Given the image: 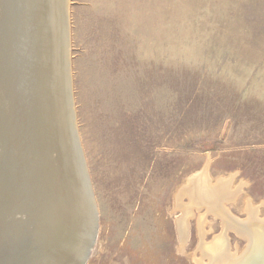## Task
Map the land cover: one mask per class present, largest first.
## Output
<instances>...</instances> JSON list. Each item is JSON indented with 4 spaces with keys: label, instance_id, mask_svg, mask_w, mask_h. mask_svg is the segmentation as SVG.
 Wrapping results in <instances>:
<instances>
[{
    "label": "rangeland",
    "instance_id": "1",
    "mask_svg": "<svg viewBox=\"0 0 264 264\" xmlns=\"http://www.w3.org/2000/svg\"><path fill=\"white\" fill-rule=\"evenodd\" d=\"M70 1L74 111L99 209L88 264H209L202 216L205 243L224 232L243 253L247 238L188 195L182 236L177 193L206 169L210 184L243 188L231 215L249 219V198L264 218V0Z\"/></svg>",
    "mask_w": 264,
    "mask_h": 264
},
{
    "label": "bare ground",
    "instance_id": "2",
    "mask_svg": "<svg viewBox=\"0 0 264 264\" xmlns=\"http://www.w3.org/2000/svg\"><path fill=\"white\" fill-rule=\"evenodd\" d=\"M3 3L5 4V14L3 12ZM70 4V0H0V14L2 15L3 13L5 16L3 38L0 36L1 53L3 55L6 54L5 40L7 31L5 29L8 28L9 33V26L12 27V30L15 28V31L19 30L23 33L24 40L18 41L16 39L13 42L14 59L12 62H15L12 64L9 61L10 64L8 63L9 65L6 68L0 65V84L2 91L7 94L9 92L8 99L10 97V89H13L11 82L15 78L16 86L13 103L11 97L10 103L3 101V104L5 105L6 103V109L10 113L15 112L17 115V118L11 124L10 139L7 138V127L2 128L0 134L2 144H4V141L5 143L8 142V147H10V151H3L1 169L2 171L12 170V175L7 176L4 174L2 179H0V206L3 207L2 189H11V185H8L9 183L12 184V188L15 184L17 185L15 187L16 191L20 185L19 191L24 190L28 195L31 192L32 185H36L39 198V194L43 193H40V189L45 187L48 179H52L53 202L45 206L47 208L45 214L51 217L53 215L59 217L65 225L70 223V221L74 224L77 216L76 209L80 206V201L77 199L78 194L75 192L74 196V192H69L64 182L65 177L70 174L72 169L69 154L70 140L65 123V107L68 102L69 87L72 84V64L70 65L71 60L69 58ZM15 16L16 27H13L14 23L11 18H15ZM30 43L34 55L32 60H28L25 57ZM30 51L31 48L29 49ZM1 59H3V56H1ZM6 61L5 63L7 64ZM10 66L12 72L9 70ZM4 134L6 135L5 137ZM15 142L18 145L17 149H14ZM28 148H31L32 166L27 171H21L19 176L17 171H14L13 165L10 164L11 156L27 154ZM28 173L30 182L23 186L21 176ZM79 173L80 171L75 167L74 177H79ZM18 178H20V182ZM209 178L210 176L207 174L206 169H203L202 172L190 177L188 184L183 185L177 193L178 206L184 211L183 217L181 216L182 218L178 219V226L182 236H186V220L192 215L193 211L191 206L186 207L182 202L183 197L188 195L191 197L193 204L205 205L209 211L222 217L226 231L234 229L239 235L248 240V245L244 252L237 253V255L231 251L224 232L212 243L207 244L204 242L203 234L205 216L200 217V229L203 237L202 241H200L199 250H201L204 258H209V264H264V218L259 216L262 205L253 204L248 198L246 211L249 214V219H238L236 215L230 214L225 201H236L237 197L243 192V188L240 186L236 191L232 190L233 177L230 179L222 177L215 186L210 184ZM242 184L245 185L244 183ZM20 197L22 196H18V203H20ZM28 200L29 198L27 197L22 198L24 207L21 210L23 212L30 204ZM262 204L264 205V203ZM26 209L30 211L24 214L23 219H29L28 221H30L33 218L34 229L38 230L39 236L41 228L43 229V218H41L42 216L40 217L43 214L42 207L39 204L37 206L34 205L33 209ZM37 215H39L38 219L40 222L36 218ZM3 216L5 217V214ZM46 222L51 225L49 220ZM49 236H44L42 248L45 250L49 246L53 249L52 246L55 243L50 238L47 244ZM60 237L65 239L62 234L59 235ZM184 237L183 243L185 242ZM59 238L57 241H60ZM60 239L64 241L62 238ZM2 247L3 245L0 243V249ZM25 249H28V245L23 247V254ZM31 254L33 253L30 251L26 255ZM44 259L48 263L53 261L51 255L49 258L45 256ZM196 260L197 264L203 263V258ZM31 264H36V261Z\"/></svg>",
    "mask_w": 264,
    "mask_h": 264
},
{
    "label": "water",
    "instance_id": "3",
    "mask_svg": "<svg viewBox=\"0 0 264 264\" xmlns=\"http://www.w3.org/2000/svg\"><path fill=\"white\" fill-rule=\"evenodd\" d=\"M3 8V12L5 14L4 3ZM4 17L5 16L3 15V13L2 15L0 14L1 38H3V24H5L3 23ZM11 19L14 23L13 27H16V16L15 18L12 17ZM5 31H7V38L5 40L6 54L3 55L0 49V65H3L6 68L14 59L13 42L16 39H18V41L23 40V33H21L19 30L15 31V28L14 30H12L11 26H9V33L8 28L5 29ZM30 48L31 51L29 52ZM1 56H3V59H1ZM33 56L32 45L30 43L25 57H27L28 60H32L34 58ZM5 61L7 62V64L5 63ZM14 62H12V64ZM11 66L9 67V70L12 72V70L10 69ZM11 83L13 84V89H10L9 99V92L7 94L5 93V91H2V86L0 84V134L2 128L7 127L9 129L6 130V132L8 131L7 138H9L11 124L13 120L17 118L15 112L10 113L9 110L6 109V103L5 105L3 104V101H7V103H10L11 97L13 103L16 86L15 78H13ZM65 110V123L67 134L70 140L69 154L72 163V169L70 170V174H67V176L65 177L64 182L69 192H74V196L75 192L78 194L77 199L80 201V206L76 209L77 216L74 224L72 223V221H70V223L65 225V223L62 222L59 217H55V215L51 217L50 215L45 214V211L47 210L45 206L53 202L54 190L52 179H48V181H46L45 187L40 189V193H43L39 194V198L37 191L38 188L36 187V185H32L31 192L28 195L24 190L19 191L20 185L18 186L19 188L16 191L15 187H17V185L15 184V186H13L12 188V184L8 182V185H11V189H2L3 207L0 206V243L1 245H3V247L0 249V264H31L33 263V261H36V264H88L92 256L99 234V210L79 138L76 113L74 111L75 109L72 95V84L71 87H69L68 102L66 104ZM25 115L27 114L25 113ZM5 136L6 135L4 134V137ZM8 145V142L5 143V141L4 144H2L0 138V179H2V176H4V174H6L7 176L12 175L11 169H9V171H2L1 169L3 163V151H10V147H8ZM17 146V142H15L14 149H17ZM10 161V164L13 165L14 171H17V174H19L20 176L21 171H27L32 166L31 148L27 149V154L16 156L14 155V157L11 156ZM75 167H77L80 171L79 177H74L73 175ZM14 171L13 173H15ZM21 177L23 186L30 182L29 173ZM18 179L20 182V178ZM18 196H22L20 197L21 204L18 203ZM23 197L29 198L28 203L30 204L26 208L33 209L34 205L37 206L39 204L40 207H42L43 214H41L40 217L42 216L41 218H43V229L41 228L39 236L38 230L34 229L35 224L33 218L30 221H28L29 219H23L24 214L30 211H27L26 208L24 209V212L21 210L22 207H24L22 201ZM4 214L5 217L3 216ZM36 218L38 219L39 215H37ZM48 220L50 221L51 225L47 224L46 221ZM38 221L40 222L39 219ZM60 234L64 235L65 239L63 237H60L64 241L59 238ZM45 235H50L48 240L45 238L47 240V244L48 241H50V238L51 240L55 241L52 246L53 249L50 246L47 247L46 250L42 248V245H44ZM58 238L60 241H57ZM26 245H28V249H25V252H27H24V254L26 255L27 253H30V251L33 254L26 255L25 257L22 249ZM50 255L53 257V261H51V263H48L47 261H45L44 257L46 256V258H49Z\"/></svg>",
    "mask_w": 264,
    "mask_h": 264
}]
</instances>
